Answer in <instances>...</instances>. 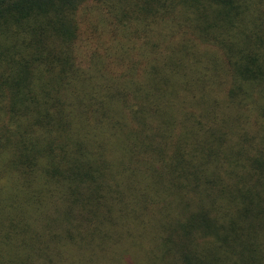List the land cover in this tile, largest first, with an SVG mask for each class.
Listing matches in <instances>:
<instances>
[{"label": "trees", "instance_id": "obj_1", "mask_svg": "<svg viewBox=\"0 0 264 264\" xmlns=\"http://www.w3.org/2000/svg\"><path fill=\"white\" fill-rule=\"evenodd\" d=\"M0 264H264V0H0Z\"/></svg>", "mask_w": 264, "mask_h": 264}, {"label": "rangeland", "instance_id": "obj_2", "mask_svg": "<svg viewBox=\"0 0 264 264\" xmlns=\"http://www.w3.org/2000/svg\"><path fill=\"white\" fill-rule=\"evenodd\" d=\"M214 218L216 219V216ZM214 222H216V221H214ZM217 223H219V222L217 221ZM201 236H202V241H203L204 247L212 245L216 242L215 237L213 235H211V232L210 231L208 232V230H203ZM159 249H165V245L162 244L159 247Z\"/></svg>", "mask_w": 264, "mask_h": 264}]
</instances>
